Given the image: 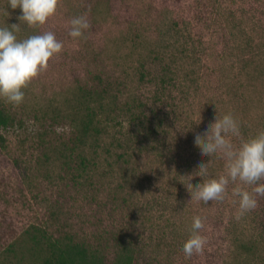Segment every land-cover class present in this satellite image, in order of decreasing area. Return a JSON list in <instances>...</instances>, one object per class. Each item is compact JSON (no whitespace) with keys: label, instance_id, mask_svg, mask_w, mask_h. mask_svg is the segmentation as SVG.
Masks as SVG:
<instances>
[{"label":"rangeland","instance_id":"rangeland-1","mask_svg":"<svg viewBox=\"0 0 264 264\" xmlns=\"http://www.w3.org/2000/svg\"><path fill=\"white\" fill-rule=\"evenodd\" d=\"M7 8L0 0V27L20 24L17 39L51 31L63 51L23 89L22 104L0 98L23 121L0 129V262L34 264L26 233L36 227L111 254L118 242L131 243L137 264H264V197L236 219L233 189L252 186L230 182L223 201L206 204L192 198L181 176L191 172L194 187L226 173L222 154L202 156L193 140L215 115L238 119L236 146L264 131V0H60L57 14L37 27ZM80 15L90 27L74 41L70 21ZM95 73L118 86L115 113H102L103 124L115 118L104 142L120 139L116 151L126 157L98 149L95 166L74 180L52 152L60 125L43 137L45 159L34 117L58 114ZM125 103L142 106L132 116ZM208 160V175L200 177L197 161ZM196 216L207 243L186 259L181 248ZM244 243H253L250 252Z\"/></svg>","mask_w":264,"mask_h":264},{"label":"clouds","instance_id":"clouds-1","mask_svg":"<svg viewBox=\"0 0 264 264\" xmlns=\"http://www.w3.org/2000/svg\"><path fill=\"white\" fill-rule=\"evenodd\" d=\"M7 2L8 8L20 9L19 21L28 27H37L46 24L57 14L60 0ZM7 9L5 12L9 15ZM89 27L86 15L75 16L70 21L69 35L74 41H79L85 37ZM20 30V24L0 27V98L13 106L23 103V89L46 71L49 61L63 51V42L51 31L17 39L16 33ZM198 120L197 113L195 123ZM233 137H241V129L240 122L232 113L220 118L215 115L214 122L207 124L202 131H193V140L199 146V154L206 157L222 154L226 162V173L202 184L196 183L194 187L191 172L181 176L185 187L193 190L192 198L206 204L210 201H223L230 182L252 186L251 192L242 187L233 189L232 195L238 197L239 204L236 219H240L257 207V197H264V131L251 139L241 140L239 146L234 145ZM197 165L198 175L207 176L209 160L206 163L197 161ZM203 228L202 218L193 217L190 235L181 248L186 259L194 254H203L207 243L206 237L201 235Z\"/></svg>","mask_w":264,"mask_h":264},{"label":"trees","instance_id":"trees-1","mask_svg":"<svg viewBox=\"0 0 264 264\" xmlns=\"http://www.w3.org/2000/svg\"><path fill=\"white\" fill-rule=\"evenodd\" d=\"M110 78L103 73L91 75L90 83L78 85L77 89L70 97L65 100V107L56 114L54 112H43L42 117L37 114L34 120L41 122L42 129L38 131L41 140L40 147L45 148L43 154L45 159H49L45 145L44 136L50 132V126L60 125V146L52 147L53 153L61 159L64 170L70 174L72 179H77L87 174L88 169L95 166L100 155L103 153L108 157L116 152L118 158H124L125 153H117V149L123 146L120 139H112L109 144L104 142L107 135L108 122H114L115 118L109 116L105 124L102 122L103 112L115 113L113 106L117 95ZM112 102L111 104H109ZM141 103L136 105L125 103L128 113L135 116L133 110L139 108ZM108 110V111H107ZM108 116V115H107ZM110 120V121H109ZM69 122V128L65 129L63 125ZM23 127V121L16 119V116L6 112L0 103V129H6L10 126ZM50 148V147H49ZM87 149H92L95 157L87 158ZM101 150V154L98 152ZM114 154V153H113ZM28 247L32 251L34 264H137V251L133 244L118 242L117 249L105 251L102 249L91 248L85 242H77L73 236L52 238L44 230L34 227L32 231L27 232ZM249 244H242L241 247L250 252L253 248ZM107 256L112 258L108 260ZM0 264H13L6 259V262Z\"/></svg>","mask_w":264,"mask_h":264}]
</instances>
